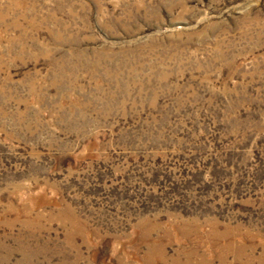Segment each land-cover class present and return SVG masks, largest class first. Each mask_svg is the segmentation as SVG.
I'll return each mask as SVG.
<instances>
[{
	"label": "rangeland",
	"instance_id": "374dc122",
	"mask_svg": "<svg viewBox=\"0 0 264 264\" xmlns=\"http://www.w3.org/2000/svg\"><path fill=\"white\" fill-rule=\"evenodd\" d=\"M0 264H264V0H0Z\"/></svg>",
	"mask_w": 264,
	"mask_h": 264
}]
</instances>
